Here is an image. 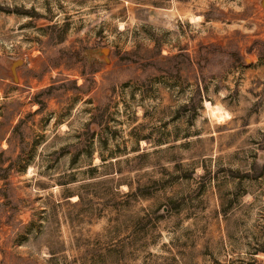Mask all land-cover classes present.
<instances>
[{
	"label": "rangeland",
	"instance_id": "374dc122",
	"mask_svg": "<svg viewBox=\"0 0 264 264\" xmlns=\"http://www.w3.org/2000/svg\"><path fill=\"white\" fill-rule=\"evenodd\" d=\"M0 264H264V0H0Z\"/></svg>",
	"mask_w": 264,
	"mask_h": 264
},
{
	"label": "water",
	"instance_id": "95a60500",
	"mask_svg": "<svg viewBox=\"0 0 264 264\" xmlns=\"http://www.w3.org/2000/svg\"><path fill=\"white\" fill-rule=\"evenodd\" d=\"M102 54L105 55L106 63H109L110 62V60L108 58L109 50H107V49L102 50ZM22 65H23L22 60H16L11 66V73H12L13 80L15 83H18L17 69L20 68Z\"/></svg>",
	"mask_w": 264,
	"mask_h": 264
},
{
	"label": "trees",
	"instance_id": "16d2710c",
	"mask_svg": "<svg viewBox=\"0 0 264 264\" xmlns=\"http://www.w3.org/2000/svg\"><path fill=\"white\" fill-rule=\"evenodd\" d=\"M261 56H263V55H261ZM261 56H260V57H261ZM200 94H201V92H200V91H198V95H200ZM3 179H4V178H3ZM5 197H7V196H5Z\"/></svg>",
	"mask_w": 264,
	"mask_h": 264
}]
</instances>
